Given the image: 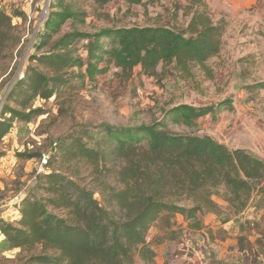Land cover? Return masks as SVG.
<instances>
[{
	"label": "trees",
	"instance_id": "1",
	"mask_svg": "<svg viewBox=\"0 0 264 264\" xmlns=\"http://www.w3.org/2000/svg\"><path fill=\"white\" fill-rule=\"evenodd\" d=\"M112 1L93 0L100 7ZM120 1L139 5L143 0ZM86 16L69 1L51 0L38 53L28 58L35 65L14 81L1 110L0 142L14 122L43 114L33 107L35 99L57 100L110 65L126 79L135 68L155 76L159 66L173 65L182 73L190 66L204 67L219 53L225 27L212 22L205 10L195 11L183 29L86 30ZM10 30L11 16L0 10V50L11 38L12 51L20 41L13 25L12 36ZM212 112L213 106L177 104L149 123H103L62 139L45 167L55 160L65 170L38 174L33 192L18 204L20 218L15 223L0 219L8 247L27 252L14 264H126L124 259L135 253L151 261L154 253L146 239L162 213L181 215L192 229L201 228L204 214L221 215L222 205L233 216L242 213L255 183L264 179V162L243 148L229 149L209 136L173 129H192ZM73 163L87 165L85 176L78 166L67 172Z\"/></svg>",
	"mask_w": 264,
	"mask_h": 264
},
{
	"label": "rangeland",
	"instance_id": "2",
	"mask_svg": "<svg viewBox=\"0 0 264 264\" xmlns=\"http://www.w3.org/2000/svg\"><path fill=\"white\" fill-rule=\"evenodd\" d=\"M86 13V30L109 26L163 25L183 29L191 15L207 11L212 22L224 24L219 53L204 67L182 73L173 65L158 67L155 76L135 68L130 77L110 65L94 81H85L55 100L35 99L43 111L32 120L16 121L0 142V219L15 223L19 202L33 192L42 158L62 139L94 126L135 125L159 119L177 104L213 106L192 129L177 131L206 135L229 149L243 148L264 162V0H143L128 4L116 0L97 6L93 0H66ZM51 0H0V10L11 16L12 38L0 50V113L14 81L21 77L40 39ZM16 14H21L16 16ZM68 25L62 31H67ZM80 42L78 46H81ZM13 106V104H11ZM78 166L85 176L87 165ZM52 160L45 171L65 170ZM99 198L98 194H95ZM182 206L190 202L179 200ZM226 219V221H224ZM200 229L188 227L179 214L162 213L150 228L147 246L151 261L133 254L126 264H264V179L255 183L248 207L233 216L226 205L222 214L201 216ZM27 252L10 249L0 235V264L21 261Z\"/></svg>",
	"mask_w": 264,
	"mask_h": 264
},
{
	"label": "built area",
	"instance_id": "3",
	"mask_svg": "<svg viewBox=\"0 0 264 264\" xmlns=\"http://www.w3.org/2000/svg\"><path fill=\"white\" fill-rule=\"evenodd\" d=\"M45 164H46V158L43 157L42 160H41V164H40V167H39V171H42V172L45 171L44 170ZM147 239H149V238L147 237Z\"/></svg>",
	"mask_w": 264,
	"mask_h": 264
}]
</instances>
